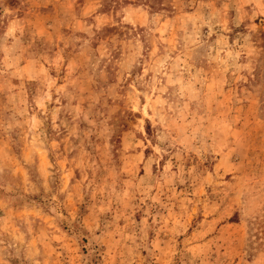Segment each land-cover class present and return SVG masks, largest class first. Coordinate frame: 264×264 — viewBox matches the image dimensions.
<instances>
[{"label":"rangeland","instance_id":"1","mask_svg":"<svg viewBox=\"0 0 264 264\" xmlns=\"http://www.w3.org/2000/svg\"><path fill=\"white\" fill-rule=\"evenodd\" d=\"M0 264H264V0H0Z\"/></svg>","mask_w":264,"mask_h":264}]
</instances>
